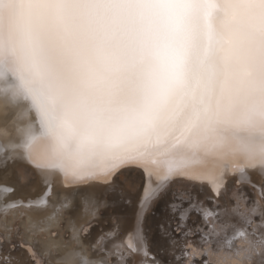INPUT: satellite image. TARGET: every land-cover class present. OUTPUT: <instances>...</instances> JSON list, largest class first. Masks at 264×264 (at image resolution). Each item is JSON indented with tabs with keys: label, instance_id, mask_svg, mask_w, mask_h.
<instances>
[{
	"label": "snow or ice",
	"instance_id": "obj_1",
	"mask_svg": "<svg viewBox=\"0 0 264 264\" xmlns=\"http://www.w3.org/2000/svg\"><path fill=\"white\" fill-rule=\"evenodd\" d=\"M0 67L38 114L34 157L72 179L264 164V0H0Z\"/></svg>",
	"mask_w": 264,
	"mask_h": 264
},
{
	"label": "bare ground",
	"instance_id": "obj_2",
	"mask_svg": "<svg viewBox=\"0 0 264 264\" xmlns=\"http://www.w3.org/2000/svg\"><path fill=\"white\" fill-rule=\"evenodd\" d=\"M38 124L31 101L0 78V264H80L73 250L89 264H170V252L184 264H264L258 159L171 171L136 162L76 180L34 157Z\"/></svg>",
	"mask_w": 264,
	"mask_h": 264
},
{
	"label": "rangeland",
	"instance_id": "obj_3",
	"mask_svg": "<svg viewBox=\"0 0 264 264\" xmlns=\"http://www.w3.org/2000/svg\"><path fill=\"white\" fill-rule=\"evenodd\" d=\"M167 206H168V205H167ZM167 206L165 205V206H163V208H164V207H167ZM169 207H170V208H169ZM171 208H172V204L170 203L169 206H168V208H164V210H165V209H166V210H167V209H168V210H169V209L171 210ZM166 210H165V211H166ZM156 211H157V210L155 209V210L152 211V213H153V214L158 213L157 215H159V212H156ZM174 211L177 212V211L174 210V209L171 210V211H168V212H169V213H173ZM175 212H174V215H172V216H173V217H174V216H178V217H180V216L177 215ZM170 215H171V214H170ZM195 221H197V218L195 219ZM97 223H98V222H95V223L92 224V225H93V226H96ZM146 230H147V232H149V231H148L149 229H146ZM162 233H164V232H163V231H160V235H162V236L164 237V235H163ZM180 233H182V231H181ZM160 253L164 254V250L162 249V250L160 251ZM170 257H171L172 259H171ZM177 257H178V256H177V254H176L175 252H170L169 254H166L165 259H166V262H167V263H170V264H184V263L182 262L183 257H181V258L178 257V259H179L180 262L178 261ZM169 259H170V260H169ZM177 261H178V262H177ZM174 262H175V263H174Z\"/></svg>",
	"mask_w": 264,
	"mask_h": 264
}]
</instances>
